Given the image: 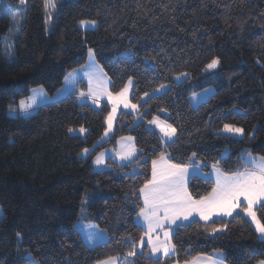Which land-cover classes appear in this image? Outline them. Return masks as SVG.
<instances>
[{
	"label": "trees",
	"instance_id": "1",
	"mask_svg": "<svg viewBox=\"0 0 264 264\" xmlns=\"http://www.w3.org/2000/svg\"><path fill=\"white\" fill-rule=\"evenodd\" d=\"M23 1L10 62L3 40L12 31L10 13ZM83 21L97 27L83 30ZM89 50L112 94L133 81L131 101L139 107L136 115L120 113L107 141L111 106L95 107L90 102L100 101L80 95L84 82L60 101L28 115L16 112L35 87L56 94L70 72L88 63ZM213 59L219 63L209 69ZM185 74L187 80L177 83ZM210 88L215 94L195 108L191 98ZM156 118L176 129L172 143L150 127ZM225 124L242 128L243 138L222 134ZM81 128L85 136L72 134ZM123 137L134 139L138 158L127 165L109 161L108 170L96 171L94 158ZM161 153L226 174L249 167V155L264 156V0H55L52 16L46 0H0V264L110 258L182 264L217 253L226 264L264 261V240L241 210L230 220L177 227L171 257L139 254L140 189ZM213 187L210 179L194 177L189 190L199 199ZM84 200L89 222L108 235L94 248L75 228ZM256 215L264 224V207Z\"/></svg>",
	"mask_w": 264,
	"mask_h": 264
},
{
	"label": "snow or ice",
	"instance_id": "2",
	"mask_svg": "<svg viewBox=\"0 0 264 264\" xmlns=\"http://www.w3.org/2000/svg\"><path fill=\"white\" fill-rule=\"evenodd\" d=\"M49 4L55 6L52 0H46V6ZM89 54L92 55L91 50H89ZM218 63L217 59H213L207 67L209 69L215 68ZM129 84H131V81H129ZM89 94L94 98L107 95L111 101L113 109L108 117L109 128H111L113 116L120 104H123L126 108L129 106L133 109L136 108V105H129L128 103L127 87L115 96L106 88L94 90L90 87ZM81 95L83 96L84 93H81ZM21 107H24L23 102H21ZM151 123L156 124L164 137L169 140L176 133V129L171 124H165L157 119H153ZM80 131L84 132L85 130L81 128ZM224 131L242 135L244 130L225 124ZM84 151L86 154L88 150L85 149ZM130 155L131 152L127 156H122V159L128 158ZM170 160L171 158L165 153H161L159 160H153L151 179L140 189L144 200V207L141 208L140 215L147 222V232L145 234L148 236L147 244L151 246L153 253L162 251L167 255L170 250L174 249V245L159 242V237L153 240L151 234L157 229L163 230L165 222L174 223L181 216L187 220L193 213H198L202 220L207 221L214 214L232 216L233 212L240 208L242 212L252 218L257 231L264 237V224L257 219L254 210V206L258 204L264 207V156L259 158L249 156L251 167H246L243 171L236 170L231 174H226L217 169L215 187H213L211 193L199 199H194L188 191L186 185L187 167L179 163H171ZM100 162L101 160L97 158V163ZM242 202L246 203V206L241 208ZM212 230L215 232L223 229L213 228ZM165 237H168L167 232H165ZM143 244L142 239L141 245L143 246ZM134 254L130 253V255ZM28 264H35V262L29 259ZM100 264H115V262L114 259L110 258L101 261ZM210 264H224V258L220 257L214 260L210 258ZM260 264H264V261H261Z\"/></svg>",
	"mask_w": 264,
	"mask_h": 264
},
{
	"label": "rangeland",
	"instance_id": "3",
	"mask_svg": "<svg viewBox=\"0 0 264 264\" xmlns=\"http://www.w3.org/2000/svg\"><path fill=\"white\" fill-rule=\"evenodd\" d=\"M23 2L24 3L22 5H20V7L18 9L14 10L13 12L10 13V16L12 18V31H11L10 35L5 37L3 40L6 43L5 54H6L8 60L10 62H12L14 60V49H15L14 36H15V34L20 33L21 26L24 22V16H25V12H26V2L25 1H23ZM52 2L55 5V0H52ZM54 10H55V6L53 7V6H51V4H49L48 5V14H50V16H52ZM79 27L83 30H92V29H95L97 27V24L93 23V22H89V21H83V23L82 22L79 23ZM91 53H92L91 56L89 54L88 63L85 66L78 68L75 71L70 72L64 81V85L62 86L61 89H59V91L56 94L50 95L45 90V88L42 86L41 87H35L34 89H32L29 97L20 100L19 105L16 109L17 110L16 112L18 113L20 111V113L28 115L29 113H32L33 111L47 105L51 101H57V100L60 101L64 98L68 97L70 94L75 93L77 91L78 84H80V82H84L88 87V88H86V90H82V91L78 90L80 95H81V93H84V95L91 96V98H93L97 101H100V104H97L98 102H94V103L90 102L92 105L100 108L101 104L105 103V104L111 106V109H113V105H112V103L109 100L107 95H100V96L94 98L92 95L89 94L90 87L92 89L96 90V89H98L100 84H102L103 87L106 88L110 92L109 78L104 73V71L101 68V66L99 65V63L97 62L93 50H91ZM90 78H91V80H90ZM187 78H188L187 74L182 75V76L176 78V82L177 83L184 82L187 80ZM104 79L108 80L107 84L103 83ZM131 83L133 84V81H131ZM126 87L128 88L127 99H128L129 105H133V104L136 105L135 103H133L131 101V95L133 92L132 85L128 83V85ZM214 94H215V90L212 88L207 89L203 92H200L191 98L192 105L195 108H197L200 104H202L203 102H206ZM113 96H115V95L113 94ZM91 98H87V99H91ZM93 99H92V101H93ZM21 102H23V104H24L23 108L21 107ZM138 108L139 107L137 105H136V108L133 109L130 106L126 108V107H124L123 104H120L116 109V112H115L116 113V120L115 121L112 120L111 128H109L108 121H107L106 133L109 134L113 131V129L115 130V126H116L118 117L122 111L127 113L129 110H131V111H134L136 113V111H138ZM110 113H112V110ZM221 133L224 135H228V136H232V137H238V138H243V136H244L243 134L241 135V134L232 133V132H225L224 129L221 131ZM72 134L85 136L87 134V131L85 130L84 132H81L80 129H78L76 131H73ZM87 203H88V201L84 200V202L82 204L81 218L75 224V228L82 235V238H83L85 244L90 248H94V247H97L99 245L105 244L108 241V235H107V232L104 230H101L97 226L96 223L89 222V219H88L87 214H86ZM3 216H4V214H3L2 208L0 207V222L3 219ZM120 260H121V258L114 259L115 264L123 263V261H120ZM124 263L129 264L128 261H125Z\"/></svg>",
	"mask_w": 264,
	"mask_h": 264
},
{
	"label": "crops",
	"instance_id": "4",
	"mask_svg": "<svg viewBox=\"0 0 264 264\" xmlns=\"http://www.w3.org/2000/svg\"><path fill=\"white\" fill-rule=\"evenodd\" d=\"M107 82H108V80H106V79L103 80L104 84H107ZM98 88H104V87H103L102 84H100ZM132 88H133V86H132ZM57 101H51L48 104H51L52 102L54 103V102H57ZM130 112H131V114H134V115H136L138 113V111H136V113H135L134 111L129 110L128 113H130ZM156 119L158 121H163L165 124H167L162 119H159V118H156ZM112 120H114V121L116 120V113L114 114ZM150 127L159 134L160 138L163 140L164 143H167V144L172 143L175 140V138H176V133H175L174 136L171 137L170 140L168 138L164 137L163 133L160 131V128L157 127L156 124L150 123ZM113 132H114V129H113V131L111 133L107 134L106 136L104 135L102 141H107L113 135ZM89 152L90 151H88V154H89ZM129 152H131V155L128 156V158H123L122 159V156H127ZM138 156H139V151H138V149L136 147L134 139L132 137H123V138H121L118 141V144H117L116 148H108V149H105V150L101 151L94 158L93 166H94L96 171H105V170L109 169V165H108L109 161H114V162L118 163L119 165H127V164L133 162L134 160H136L138 158ZM249 156L259 158V156H254V155H249ZM249 156L247 157L246 161H247V164H248V166L250 168L251 164L249 162ZM97 158H99L101 160L100 163H97ZM157 160H159V159H157ZM170 162L171 163H175L172 160H170ZM184 166L187 167L186 185H187L189 193H190L189 185H190V182H191L192 178H194V177H198V178H202V179H210L214 183V187H215L216 178H217V169L218 168H212L210 170V172L206 173L204 171L203 167H201L199 165H184ZM140 196H141V200H142V205L144 207L143 195L141 193H140ZM245 206H246V203L242 202L241 203V208L245 207ZM260 206H261L260 204L254 206V210L256 211V209L259 208ZM239 210H240V208H237L233 212L232 216H224L222 214L221 215H215L214 214L207 221L202 220L198 213H193L191 216L188 217L187 220H185L181 216L178 219H176L174 223L165 222L163 230L157 229L151 235H152L153 240H156L157 237H159V242L170 243V245H174L173 244V235H174L175 229L177 227L188 225V224L193 223V222H200V223H203V224H208V223H212V222L217 221V220H230L231 218H233L236 215V213ZM244 215L250 221V223L253 225V227L255 228L259 238L261 240H264V237L261 236V233H259L257 231L256 224L252 221V218L247 216L246 213H244ZM257 219H258V217H257ZM136 223L144 231V236L142 238L143 241H144V244L142 246L141 243H140V247L138 249L139 254H145V252H146V255L148 257H151L153 259L158 260V259H161V258L171 257V256H173L176 253L175 247H174L173 250H170L167 255H165L162 251L161 252H157V253H153L152 249H151V246H149L147 244L148 236L145 234L147 232V222L140 215V213L136 217ZM165 232L168 233V237L167 238L165 237ZM220 257H223V255L220 254V253H217L213 257L199 256V257H197V258H195V259H193V260H191L189 262H185V263H182V264H210V258L214 260V259H218ZM176 264H179V263H176ZM224 264H226V263L224 262Z\"/></svg>",
	"mask_w": 264,
	"mask_h": 264
}]
</instances>
